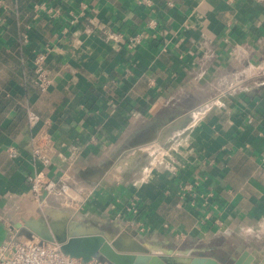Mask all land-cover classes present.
Wrapping results in <instances>:
<instances>
[{
  "label": "crops",
  "instance_id": "1",
  "mask_svg": "<svg viewBox=\"0 0 264 264\" xmlns=\"http://www.w3.org/2000/svg\"><path fill=\"white\" fill-rule=\"evenodd\" d=\"M47 46L41 89L33 57ZM44 129L47 166L31 153ZM42 169L90 197L38 201L28 177ZM30 219L264 263V0H0V243L40 237Z\"/></svg>",
  "mask_w": 264,
  "mask_h": 264
},
{
  "label": "built area",
  "instance_id": "2",
  "mask_svg": "<svg viewBox=\"0 0 264 264\" xmlns=\"http://www.w3.org/2000/svg\"><path fill=\"white\" fill-rule=\"evenodd\" d=\"M46 8L45 4L40 6ZM52 12L51 9H47ZM154 23H149V26H153ZM142 38V33L130 36L129 42L134 44ZM24 40H28V34L24 35ZM50 46L36 50L33 57V65L36 74V79L41 89H47L51 83L50 71L46 67L45 63L50 54ZM28 123L34 128L40 121V115L34 110H29ZM48 124V123H47ZM46 124V126H48ZM47 128V127H46ZM51 138L48 129H44L40 133H36L33 137L32 145V157L35 160H40L45 166L49 165L53 158L51 149ZM9 156L15 158L19 155V149L11 146L8 148ZM28 181L31 185L34 197L43 202L49 197L54 199H68L74 203L77 200L78 193L83 191L82 187L73 186L64 179L55 178L49 174L45 169L36 171L34 174L28 177ZM92 193V189L89 190L85 197L88 199ZM129 210L133 215H137L140 211V205L138 199L134 197L129 205ZM132 225L135 224V220H132ZM0 264H110L102 259L101 256H93L90 259H84L82 257H75L66 253L61 244L56 241H49L37 236L31 238L21 237L19 235L12 234L8 239L0 243Z\"/></svg>",
  "mask_w": 264,
  "mask_h": 264
},
{
  "label": "water",
  "instance_id": "3",
  "mask_svg": "<svg viewBox=\"0 0 264 264\" xmlns=\"http://www.w3.org/2000/svg\"><path fill=\"white\" fill-rule=\"evenodd\" d=\"M25 224L30 227L31 231L38 233L42 239L61 244L66 253L87 260L98 255L110 264H222L213 257L192 256L190 259L186 258V261H182L180 259L184 257L177 255L152 254L144 243L133 235L128 236L125 233L107 239L95 234H76L70 226L68 227L67 223L62 227L52 222L46 226L42 220L37 222L30 219ZM21 225H17V227L19 228ZM24 232L27 235L32 234ZM262 258L257 250L244 251L233 264H264Z\"/></svg>",
  "mask_w": 264,
  "mask_h": 264
},
{
  "label": "rangeland",
  "instance_id": "4",
  "mask_svg": "<svg viewBox=\"0 0 264 264\" xmlns=\"http://www.w3.org/2000/svg\"><path fill=\"white\" fill-rule=\"evenodd\" d=\"M157 155H159V153ZM73 186H77V185H73ZM79 187H82L83 191L78 193L79 195L77 196V200L74 203H72L71 200L61 198V199H58L61 202V204H64V205H77V204H79L78 198L80 199V197L81 198L85 197L87 192L89 191L88 187L87 188L85 186H79ZM186 258L188 259V257L186 256L184 258H181L180 260L186 261Z\"/></svg>",
  "mask_w": 264,
  "mask_h": 264
},
{
  "label": "bare ground",
  "instance_id": "5",
  "mask_svg": "<svg viewBox=\"0 0 264 264\" xmlns=\"http://www.w3.org/2000/svg\"><path fill=\"white\" fill-rule=\"evenodd\" d=\"M129 160V159H128ZM124 163H126V162H124ZM54 216H56V215H54Z\"/></svg>",
  "mask_w": 264,
  "mask_h": 264
}]
</instances>
